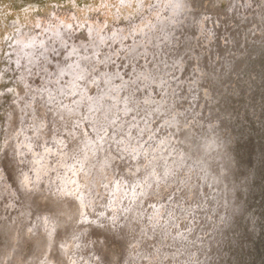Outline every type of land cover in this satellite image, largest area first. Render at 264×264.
Segmentation results:
<instances>
[{
	"label": "rangeland",
	"instance_id": "1",
	"mask_svg": "<svg viewBox=\"0 0 264 264\" xmlns=\"http://www.w3.org/2000/svg\"><path fill=\"white\" fill-rule=\"evenodd\" d=\"M249 136L264 0H0V264H254L259 152L232 216Z\"/></svg>",
	"mask_w": 264,
	"mask_h": 264
},
{
	"label": "water",
	"instance_id": "2",
	"mask_svg": "<svg viewBox=\"0 0 264 264\" xmlns=\"http://www.w3.org/2000/svg\"><path fill=\"white\" fill-rule=\"evenodd\" d=\"M250 137L251 136H249L248 139L241 144V146L236 150V152L234 151V153H232V154H234L233 155L234 156V160L233 161L238 167L232 173V176H231V182L233 180L235 181V184L233 186L235 193H233L232 195H234L235 198H236V200H235V202H236L235 206L236 207L234 206V209H233V212H232V216L233 217H235V215H237V213L240 214L241 210H244V208H246L245 207L246 205H249L248 207H250L252 205V202H253L254 198H258V196H257L258 188L252 189L250 187L252 183L250 184L248 181H249V179L254 180L255 178H257L256 174L253 172V171H255V170H253L254 169L253 167L255 166L256 161H257V157H255L254 153L255 152H259V155H261V156L263 155L262 157L264 158V139L263 140L259 139V140L256 141V138H250ZM242 173L243 174L245 173V175H244L245 177L243 176L244 178L241 175ZM261 174H263V176H264V172H262ZM237 182L239 184L236 186ZM241 182L244 184V186H245L244 188H243V184ZM237 196L240 197L239 200L237 199L238 198ZM242 198L246 199V200L243 202ZM238 205H239V207H237ZM69 220H70V218L63 220V224H64L63 227H65L66 224H69ZM234 226H233V229H234ZM39 228L40 227L35 228L34 230H37ZM40 229H42L43 231L46 230V232L47 233L50 232V234H51V232L53 230V228L51 226L46 227L45 230L43 228H40ZM254 229L257 230L258 229L257 226ZM1 231H3V232H1ZM6 231H10V227L8 225H5V224H0V235H1L0 242L2 241ZM236 233H237L238 237H233L234 239L231 240L232 243L238 244L237 246H239V244L241 242H244L245 244L248 243L247 241H244L245 238H249V235L247 233H244L242 235V237H240V238H239V235H238V230H236ZM251 240L254 241V246H253V250H252L253 254L251 253L252 261H253L254 264H259V263L261 264L264 261V255L262 254V251H264V236H262L260 231L258 230V233L256 234V237L254 236V239L251 238ZM5 243H6V240L4 241V244ZM35 244H36V246L37 245L40 246V252H38L37 254L34 253V249H35L34 245ZM42 245L43 246L45 245L43 248L46 249L47 252L52 247L51 240L49 239V235L45 239H42V240L34 239L32 241L31 246L28 247V249L26 250V252L28 251L25 254V255H28L26 257L27 261L30 260L31 263H33V261H35V259H36V258H33L34 255L37 256V255H40V254L41 255L44 254L43 248H41ZM246 245H248V247L246 249H247V252H249L250 244H246ZM29 251H30L31 255H29L30 254ZM260 258L261 259L263 258V260H261ZM2 261H3V257H2Z\"/></svg>",
	"mask_w": 264,
	"mask_h": 264
},
{
	"label": "bare ground",
	"instance_id": "3",
	"mask_svg": "<svg viewBox=\"0 0 264 264\" xmlns=\"http://www.w3.org/2000/svg\"><path fill=\"white\" fill-rule=\"evenodd\" d=\"M225 163V162H224ZM28 180H26V182H27ZM70 194V193H69ZM244 196V195H243ZM238 197V196H237ZM58 198V197H57ZM67 198V197H66ZM238 199V198H237ZM243 199V198H242ZM246 199H243V202L245 201ZM57 202V200L55 201V205L56 204H58V203H56ZM60 202V201H59ZM62 202V201H61ZM64 203V202H63ZM70 203V202H69ZM68 204V203H67ZM61 206L63 205V204H60ZM65 207V206H64ZM63 207V209H65L66 210V208H64ZM59 209V208H58ZM64 210V211H65ZM67 211H68V207H67ZM64 213V212H63ZM46 218V217H45ZM31 224V223H30ZM240 223H239V221L238 222H236V224H235V226H234V229L236 230V228L239 226L240 227V225H239ZM29 225V224H28ZM26 227V226H25ZM26 229V228H25ZM27 230H28V228H27ZM30 230V229H29ZM31 230H32V228H31ZM259 230V229H258ZM257 230V231H258ZM256 231V230H255ZM1 232H3V231H1ZM28 232H30V231H28ZM28 232H27V234H28ZM47 233V232H46ZM49 234V239L50 240H52V235L50 234V232L48 233ZM29 235V234H28ZM47 235V234H46ZM55 235V234H54ZM14 238H16L15 237V235H14ZM54 238V237H53ZM17 239V238H16ZM56 239V238H55ZM15 240V239H14ZM54 240V239H53ZM252 243V245H254V241H252L251 242ZM256 245V244H255ZM15 246V245H14ZM36 246V245H35ZM44 246L42 245V247L41 248H43ZM36 249H40V246L39 245H37L36 247H35ZM43 252H44V255H45V253H48V252H50V251H46V249H44L43 248ZM262 254L264 255V251H262ZM30 255V254H29ZM47 255V254H46ZM22 256V255H21ZM35 256V255H34ZM36 257V256H35ZM41 257H42V255H41ZM263 257V256H262ZM6 261H3V264L5 263ZM25 262V261H24ZM33 263H34V261H33ZM261 264H264V261L261 263Z\"/></svg>",
	"mask_w": 264,
	"mask_h": 264
}]
</instances>
